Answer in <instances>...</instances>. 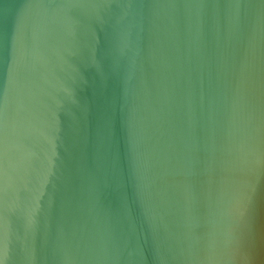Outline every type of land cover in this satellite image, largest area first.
Wrapping results in <instances>:
<instances>
[{
    "label": "water",
    "instance_id": "1",
    "mask_svg": "<svg viewBox=\"0 0 264 264\" xmlns=\"http://www.w3.org/2000/svg\"><path fill=\"white\" fill-rule=\"evenodd\" d=\"M0 264H264V0H0Z\"/></svg>",
    "mask_w": 264,
    "mask_h": 264
}]
</instances>
